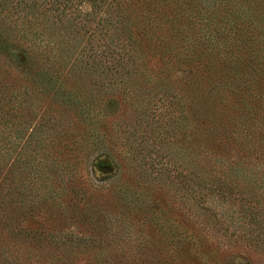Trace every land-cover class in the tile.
Returning <instances> with one entry per match:
<instances>
[{
	"label": "rangeland",
	"instance_id": "374dc122",
	"mask_svg": "<svg viewBox=\"0 0 264 264\" xmlns=\"http://www.w3.org/2000/svg\"><path fill=\"white\" fill-rule=\"evenodd\" d=\"M53 1L0 0V178L15 200L0 210V245L23 264L40 248L55 264H264L263 180L234 174L236 142L220 132L205 151L197 133L190 93L204 71L185 47L201 44L200 0L155 1L156 22L183 17L153 48L137 23L143 0H123L128 28L102 26L88 0ZM226 6L212 29L220 45ZM207 177L223 194L257 193L253 213L232 194L204 202Z\"/></svg>",
	"mask_w": 264,
	"mask_h": 264
},
{
	"label": "trees",
	"instance_id": "16d2710c",
	"mask_svg": "<svg viewBox=\"0 0 264 264\" xmlns=\"http://www.w3.org/2000/svg\"><path fill=\"white\" fill-rule=\"evenodd\" d=\"M88 1L91 2L92 7L89 10L99 14L102 26L114 27V23L120 22V25L128 28L125 24L130 17V7L126 5L125 1ZM155 1L143 0L142 5L137 6L138 10L136 12L138 25L142 26L141 29L147 28L151 32L144 41L149 48L155 46L153 40L162 43L163 38H161V35L154 37L156 33L164 34L166 32L167 35L164 36H174L172 32L177 28L174 23H177L183 17L180 14H177L176 17L175 12L171 13L173 16L169 20L170 13H167L164 16L160 15L159 22H156L152 15L158 14L154 4ZM169 1L171 5L173 0H166V2ZM53 3L58 2L54 0ZM225 4H229V6ZM151 5L153 6L150 9L151 15H147L146 12L149 11L148 8ZM200 5L202 27L204 28L200 36L201 44L196 47H185V49L197 51L204 71V76H201L200 79L199 94L197 92L190 93L194 95V97L191 96V101L195 105L201 103V106L199 105L200 114L197 133L200 135L201 144L205 151H208L209 145L213 143L217 147L216 135L220 132L225 135L226 139L236 142L237 148L234 149V154L230 156V153H227L226 160L227 162L231 161L229 166H232L235 175L241 177L242 181L251 185L254 184V187L257 186L258 188L260 183H264L263 131L260 134L261 128L264 129V92L262 91V85H264V0H200ZM225 6L228 10L225 16H222V23H224L223 28L227 30L228 45H226L227 42H221L220 45L216 35L212 34V29H217L215 24L218 25V9ZM65 7H67V0L63 3L62 8ZM81 12L83 11L79 10L80 14ZM88 13L89 11H85L84 15H81L86 16ZM105 15H108V17H105ZM113 16L116 18L113 19ZM167 23L169 25L165 27ZM142 40H145V38H142ZM187 41L189 40L187 39ZM166 50L169 51L170 48ZM252 65H255L256 68ZM249 67H252L253 73L251 75L248 73ZM3 93L4 91L1 92V94ZM171 97L175 100L174 102L173 100L170 101V106L177 100L175 96L171 95ZM0 98L4 97L0 96ZM219 105H221V109H219ZM229 110L232 115H228ZM181 112L183 111L181 110ZM2 121H4L3 118ZM229 121L232 125L237 123L235 121L243 122V126L235 128L227 136L225 134V124ZM5 164L3 162L0 165V173ZM260 180L263 181L260 182ZM199 183L202 184L201 189L203 191L200 189L199 193L202 195L204 202L214 200L217 193L222 195L223 198L228 194H232L233 197L242 199L240 201L242 214L243 210H247L248 215L249 212L253 213L251 210L255 207V203L252 202H257V193L252 192L250 198H247L244 192L239 191L231 190L227 194H223L220 191L223 183L215 181L214 177L200 178ZM230 187L228 188L230 189ZM11 197L10 187L4 183L2 175L0 178V210L4 214L11 210V202L15 201ZM207 208H210V206ZM8 215L9 213L5 214L6 217ZM65 242L64 240H53V244L56 246L55 249L63 247L66 244ZM40 250L42 252L29 253L27 256L29 261L25 264H55L54 262L59 261L55 257L57 254L52 253L51 250L45 251L41 248ZM0 264H23L22 256L21 254L12 253L7 244L0 245ZM60 264H63V262Z\"/></svg>",
	"mask_w": 264,
	"mask_h": 264
}]
</instances>
